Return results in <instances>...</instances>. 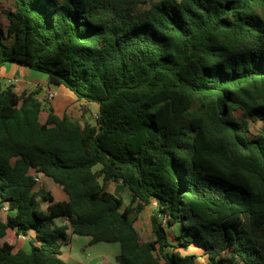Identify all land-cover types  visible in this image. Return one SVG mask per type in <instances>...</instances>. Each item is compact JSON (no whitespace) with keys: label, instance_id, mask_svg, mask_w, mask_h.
Listing matches in <instances>:
<instances>
[{"label":"trees","instance_id":"1","mask_svg":"<svg viewBox=\"0 0 264 264\" xmlns=\"http://www.w3.org/2000/svg\"><path fill=\"white\" fill-rule=\"evenodd\" d=\"M14 4L0 69L45 74L99 113L83 127L38 90L0 83V210L15 213L0 237L13 230L31 246L5 244L0 264H66L70 236L119 244L117 264H197L183 254L193 246L207 264H264V0ZM36 176L67 200L36 191ZM120 182L129 205L108 189ZM149 206L146 241L136 223Z\"/></svg>","mask_w":264,"mask_h":264},{"label":"crops","instance_id":"2","mask_svg":"<svg viewBox=\"0 0 264 264\" xmlns=\"http://www.w3.org/2000/svg\"><path fill=\"white\" fill-rule=\"evenodd\" d=\"M14 81H18V82L13 83ZM0 83L4 87L12 85L15 89V92L19 94L25 90H38L37 98L41 101H47L48 103H50L55 111V114L60 118H64V117L72 118L78 121L83 127L87 124L90 125L96 124L98 114L93 113L89 104H87L85 101H79L77 97L68 89H66L64 86H54L49 84L48 77L45 74L11 63L5 65L0 69ZM48 92L56 93L57 97L54 100L50 101L47 96ZM89 114H91V117H89ZM47 119H48V113L47 112L42 113L41 115L42 123H46ZM92 119L94 120V122H92ZM31 174L35 175L36 174L35 170H32ZM40 180H41V184L36 186L35 188L36 191L45 190L46 192H50L58 201L67 200V196L64 193V191L61 188L56 189L57 188L56 184L52 179L45 176H40ZM45 183H48V185L46 186ZM111 184L123 186L117 183H109V185ZM53 190H55L56 192L54 193ZM111 192L117 196V194L114 191ZM49 205L50 204H48V208ZM44 212L49 213V211H44ZM10 215H15V213L10 212L7 208L4 210H0V222L5 223ZM179 233L180 232H178L177 235H179ZM79 240L82 239L76 240V236L69 237V241L63 246L62 249L63 261L66 264H95V262L93 263V261L85 262L84 259L86 258H84V255L87 256V254L89 253V248L92 249L94 246H97L99 244L91 246L90 238H87V243L85 244L87 250L83 251L84 255L82 256L81 252L78 253L77 248L75 249L74 246V242L75 241L77 242ZM5 244L14 246L15 251L24 250L26 252H29L31 249L30 237L25 235H18L16 231L13 230H8L4 237H0V247L4 246ZM190 250H194L195 255L202 254L203 256H206L204 250L198 247L193 246L191 247ZM115 254L117 258L119 253L117 251H114L113 255ZM108 259L109 258H107V255L103 254V252L102 253L100 252L99 254L100 264H104V261H108V263L110 264Z\"/></svg>","mask_w":264,"mask_h":264},{"label":"rangeland","instance_id":"3","mask_svg":"<svg viewBox=\"0 0 264 264\" xmlns=\"http://www.w3.org/2000/svg\"><path fill=\"white\" fill-rule=\"evenodd\" d=\"M14 6H15L14 0H0V26L2 28H4L5 30L7 28L6 16L11 10L14 9ZM90 107H91L93 113H95V114L99 113V105L98 104H96V103L91 104ZM89 117H91V114H89ZM92 122H94L93 119H92ZM251 128H252V132L254 134L259 133L263 128V121H261L258 118L256 120V122L251 123ZM94 170L95 171L101 170V166L95 167ZM45 184H46V186L48 185V183H45ZM117 184H120V183H117ZM56 187H57L56 189L60 188L57 185H56ZM108 188L111 191H114L117 194V196L122 197L126 205L130 204L131 199H132V194L125 187L120 186V185H116V184H111V185H109ZM53 192L55 193L56 191L53 190ZM48 204L49 203H43V202L40 203L39 204L40 210H42L43 212L48 211ZM155 214H156V206H149L142 212L141 216L139 217V219L136 223L137 231L139 232L141 237L146 241L154 239L153 226H152L151 218ZM160 220H162V219H160ZM56 221H57V223H61L63 221V218L57 219ZM162 224L165 226V229L168 232L170 239L172 241H174L176 235L179 232V229L178 228H176V229L175 228H169L164 221L162 222ZM77 239H82V240L74 242L75 249L77 248L78 253L81 252V254L83 256L84 255L83 251L87 250V248L85 247V244L87 243V238L76 236V240ZM114 251H117L118 253H120V245L119 244L101 243L97 246H94L92 249L89 248V253L87 254V256L84 255V258H86L87 260L84 259V261L85 262H92L93 261V263L95 262V264H100L99 254H100V252L101 253L103 252V254L107 255V258H109L108 260H109L110 264H117L116 259H115L116 254L113 255ZM183 254L184 255L194 254V250H189L186 253L183 252ZM197 256L199 257L197 260V264H207L208 263V258L206 256H203L202 254H198Z\"/></svg>","mask_w":264,"mask_h":264},{"label":"built area","instance_id":"4","mask_svg":"<svg viewBox=\"0 0 264 264\" xmlns=\"http://www.w3.org/2000/svg\"><path fill=\"white\" fill-rule=\"evenodd\" d=\"M17 82L18 81H14L13 83H17ZM47 96L50 100H54L57 97L56 93H54V92H48ZM35 181H36L37 185L41 184V180H40L39 176L35 177ZM120 184L123 185L122 182H120ZM163 221L166 223V219H163Z\"/></svg>","mask_w":264,"mask_h":264}]
</instances>
